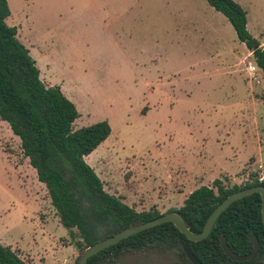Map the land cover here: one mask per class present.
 I'll return each mask as SVG.
<instances>
[{
    "label": "rangeland",
    "instance_id": "obj_1",
    "mask_svg": "<svg viewBox=\"0 0 264 264\" xmlns=\"http://www.w3.org/2000/svg\"><path fill=\"white\" fill-rule=\"evenodd\" d=\"M264 48V0H234ZM48 87L78 109L74 129L107 121L87 159L105 190L137 211L179 209L202 186L264 177V78L207 0H8ZM255 64V63H254ZM262 167V168H260ZM0 243L28 264H76L80 250L0 121Z\"/></svg>",
    "mask_w": 264,
    "mask_h": 264
},
{
    "label": "trees",
    "instance_id": "obj_2",
    "mask_svg": "<svg viewBox=\"0 0 264 264\" xmlns=\"http://www.w3.org/2000/svg\"><path fill=\"white\" fill-rule=\"evenodd\" d=\"M207 1L230 21L264 78V48L248 31L247 12L234 0ZM10 16L8 0H0V121L7 122L21 140L24 156L47 188L51 204L80 256L104 239L160 217L162 213L156 209L137 211L105 190L86 159L110 137V124L103 121L74 129L80 116L77 106L60 87H48L42 81L30 50L17 37V28L6 23ZM256 177L231 188L216 179L212 187L196 189L181 208L169 212H177L192 232L201 233L212 212L228 196L264 186V181ZM222 236L238 255L253 252L251 239L255 236L260 243L259 254L245 262L234 261L221 246ZM184 244L202 264H264L261 195L256 193L233 203L203 241L192 242L173 223H165L111 246L88 264H193ZM0 264L28 263L12 247L0 243Z\"/></svg>",
    "mask_w": 264,
    "mask_h": 264
},
{
    "label": "water",
    "instance_id": "obj_3",
    "mask_svg": "<svg viewBox=\"0 0 264 264\" xmlns=\"http://www.w3.org/2000/svg\"><path fill=\"white\" fill-rule=\"evenodd\" d=\"M260 194L261 195V200H262V219L264 223V186H254L246 189H242L240 191H237L230 196H228L221 204H219L216 209L212 212L210 217L208 218L204 229L202 230L201 233H194L192 232L188 226L186 225V222L182 218L180 214L177 212H168L165 214H162L160 217L149 221L144 224H140L134 227L127 228L118 234L109 237L107 239H104L90 247H88L84 253L80 256L78 259L77 264H88L89 260L97 255L98 253L110 248L111 246H114L123 240L139 234L141 232H144L146 230H149L151 228L157 227L159 225L165 224V223H173L175 227L182 233L184 234L188 240L192 242H200L205 239H207L211 232L213 231L215 224L219 217L236 201L242 200L243 198L252 196L253 194ZM252 243L254 246V250L251 254L249 255H238L235 252H233L227 242L224 236L221 237V246L224 249L225 253L228 255V257L234 261L237 262H245L248 260H251L255 258L260 251V243L258 239L253 236L252 237ZM184 251L188 257V259L193 263V264H202L193 254L191 251L190 247L188 244L183 245Z\"/></svg>",
    "mask_w": 264,
    "mask_h": 264
},
{
    "label": "built area",
    "instance_id": "obj_4",
    "mask_svg": "<svg viewBox=\"0 0 264 264\" xmlns=\"http://www.w3.org/2000/svg\"><path fill=\"white\" fill-rule=\"evenodd\" d=\"M247 70L249 72L250 79L252 81H258L257 76H256V74H257V67H256V65L254 63H249V65L247 66ZM260 168H262V167H260ZM259 181L260 182H263L264 181V177H261L259 179Z\"/></svg>",
    "mask_w": 264,
    "mask_h": 264
},
{
    "label": "crops",
    "instance_id": "obj_5",
    "mask_svg": "<svg viewBox=\"0 0 264 264\" xmlns=\"http://www.w3.org/2000/svg\"><path fill=\"white\" fill-rule=\"evenodd\" d=\"M264 44V43H263Z\"/></svg>",
    "mask_w": 264,
    "mask_h": 264
}]
</instances>
